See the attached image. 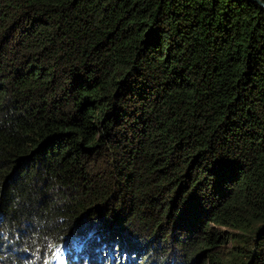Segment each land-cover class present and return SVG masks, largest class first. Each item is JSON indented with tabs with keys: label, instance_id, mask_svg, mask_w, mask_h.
I'll return each mask as SVG.
<instances>
[{
	"label": "trees",
	"instance_id": "1",
	"mask_svg": "<svg viewBox=\"0 0 264 264\" xmlns=\"http://www.w3.org/2000/svg\"><path fill=\"white\" fill-rule=\"evenodd\" d=\"M258 1L0 0V264H264Z\"/></svg>",
	"mask_w": 264,
	"mask_h": 264
},
{
	"label": "rangeland",
	"instance_id": "2",
	"mask_svg": "<svg viewBox=\"0 0 264 264\" xmlns=\"http://www.w3.org/2000/svg\"><path fill=\"white\" fill-rule=\"evenodd\" d=\"M140 239H142V237H141V236H140ZM115 254H116V253H115ZM117 254H118V253H117ZM117 254H116V256H118ZM133 257H134V256H133Z\"/></svg>",
	"mask_w": 264,
	"mask_h": 264
},
{
	"label": "water",
	"instance_id": "3",
	"mask_svg": "<svg viewBox=\"0 0 264 264\" xmlns=\"http://www.w3.org/2000/svg\"><path fill=\"white\" fill-rule=\"evenodd\" d=\"M257 2H258V3H260V4L262 5V3H261V2H259L258 0H257Z\"/></svg>",
	"mask_w": 264,
	"mask_h": 264
}]
</instances>
